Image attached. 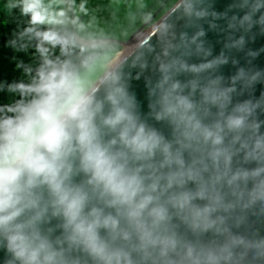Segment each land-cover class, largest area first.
Here are the masks:
<instances>
[{"label":"clouds","instance_id":"obj_1","mask_svg":"<svg viewBox=\"0 0 264 264\" xmlns=\"http://www.w3.org/2000/svg\"><path fill=\"white\" fill-rule=\"evenodd\" d=\"M21 12L52 22L43 0ZM177 14L130 51L44 59L17 86L0 112V264H264V69L247 48L264 0ZM204 24L227 33L216 55ZM35 35L41 52L75 43ZM145 71L147 114L130 88Z\"/></svg>","mask_w":264,"mask_h":264},{"label":"rangeland","instance_id":"obj_2","mask_svg":"<svg viewBox=\"0 0 264 264\" xmlns=\"http://www.w3.org/2000/svg\"><path fill=\"white\" fill-rule=\"evenodd\" d=\"M61 1L59 3L56 0L49 1L52 22L45 25H62L67 29H73L77 37L85 42L99 43L88 49L80 47L85 50L80 51L83 57L93 52L102 53L111 49L126 52L129 49H123L116 44L126 42L146 25L141 33L144 35L177 3V0Z\"/></svg>","mask_w":264,"mask_h":264},{"label":"trees","instance_id":"obj_3","mask_svg":"<svg viewBox=\"0 0 264 264\" xmlns=\"http://www.w3.org/2000/svg\"><path fill=\"white\" fill-rule=\"evenodd\" d=\"M36 32H54L75 41L74 30L64 26L31 25L30 18L16 11L5 21L0 17V112H5L21 100L17 86L28 84L44 59L67 60L78 65L83 58L80 51H85L80 47L89 48L75 41L65 50L60 46L43 44L41 52L37 50L40 41Z\"/></svg>","mask_w":264,"mask_h":264},{"label":"water","instance_id":"obj_4","mask_svg":"<svg viewBox=\"0 0 264 264\" xmlns=\"http://www.w3.org/2000/svg\"><path fill=\"white\" fill-rule=\"evenodd\" d=\"M232 3H233V0H211V4H212L213 8L217 12L226 11L228 9L229 5L232 4ZM175 9H176V5L155 26H158L161 22H164V21H169V22L176 21L178 19V15L179 14H177V16H175V17L172 16V13L175 11ZM231 14H232V12H229V15H231ZM217 23L219 25H221V27H223L224 24H225V22L223 20H219V21H217ZM145 27H146V25H144L138 32H136L126 42L117 43L116 45L120 46L123 49L127 48V49H129L128 51H130V50H132L134 48V46L137 44L138 41L144 40L146 42L148 34L154 29V27H152L148 32H146L144 35H142L141 33H142V31L144 30ZM204 28L207 31V36H206L207 42L212 47L213 55H216L223 48V45H224L225 40H226L227 33L226 32H221V31L208 30V25L207 24H204ZM252 33L255 34V35H254L253 39L249 40V42L247 44V48L251 49V50H254V51H257L259 53L258 56L253 61V64L255 66H257L258 68H260V69H264V51H260L261 49H264V34H260L258 32V29H256V28H253ZM75 41L77 43H79L80 45L86 46V47L87 46L91 47L93 45L99 44V43L85 42V41L81 40L80 38H78L77 36H75ZM107 42L113 43V42H110V41H107ZM232 55L235 58H237L241 64L245 63V55H244L243 52H239L238 53V52L234 51L232 53ZM149 59H151V58H149ZM190 62L198 63L199 60L196 57H193L190 60ZM131 71H132V75L135 77L138 70L137 69H132ZM234 71H235V69L231 65V63L223 66L222 69H221V73L225 77L229 76ZM148 76H151L153 79H155V74H153L151 71H145L142 75H140V77L138 79L134 78L130 82L131 91L135 93L136 99L140 103L141 111L144 114H147L149 112L148 100H147V89L145 87V78L148 77ZM181 79H183V77H181ZM261 91H264V87H261V86L258 85L256 87L255 94L257 96H259ZM149 123L155 124V126L157 128H160L162 131L165 132V134H167L168 130H167V128L164 125L156 124L155 121H153V120H149ZM3 259H4V252L0 251V262H2Z\"/></svg>","mask_w":264,"mask_h":264},{"label":"crops","instance_id":"obj_5","mask_svg":"<svg viewBox=\"0 0 264 264\" xmlns=\"http://www.w3.org/2000/svg\"><path fill=\"white\" fill-rule=\"evenodd\" d=\"M49 1L50 0H43V3L46 6V11H48V13H50V11L52 10ZM56 1L58 3L62 2L61 0H56ZM21 7H22V0H0V17L2 18V20L5 21L10 17L12 12L16 11L18 13L23 14L21 12ZM25 16L30 18L28 15H25ZM42 25H44V26H57V25H45V24H42ZM59 26H62V25H59ZM75 36H77V35L75 34Z\"/></svg>","mask_w":264,"mask_h":264},{"label":"bare ground","instance_id":"obj_6","mask_svg":"<svg viewBox=\"0 0 264 264\" xmlns=\"http://www.w3.org/2000/svg\"><path fill=\"white\" fill-rule=\"evenodd\" d=\"M127 51H128V50H127ZM127 51H126V52H127Z\"/></svg>","mask_w":264,"mask_h":264}]
</instances>
